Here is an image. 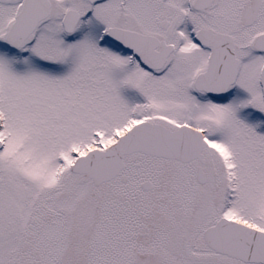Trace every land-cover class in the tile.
Segmentation results:
<instances>
[{"label": "snow or ice", "instance_id": "6c2138e0", "mask_svg": "<svg viewBox=\"0 0 264 264\" xmlns=\"http://www.w3.org/2000/svg\"><path fill=\"white\" fill-rule=\"evenodd\" d=\"M0 264H264V0H0Z\"/></svg>", "mask_w": 264, "mask_h": 264}]
</instances>
